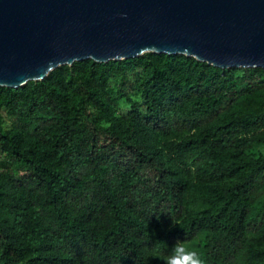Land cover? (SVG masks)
<instances>
[{
  "label": "trees",
  "instance_id": "16d2710c",
  "mask_svg": "<svg viewBox=\"0 0 264 264\" xmlns=\"http://www.w3.org/2000/svg\"><path fill=\"white\" fill-rule=\"evenodd\" d=\"M261 127L263 68L182 54L0 86V264H168L197 237L205 264H264Z\"/></svg>",
  "mask_w": 264,
  "mask_h": 264
},
{
  "label": "water",
  "instance_id": "95a60500",
  "mask_svg": "<svg viewBox=\"0 0 264 264\" xmlns=\"http://www.w3.org/2000/svg\"><path fill=\"white\" fill-rule=\"evenodd\" d=\"M143 52L264 69V0H0V86Z\"/></svg>",
  "mask_w": 264,
  "mask_h": 264
},
{
  "label": "rangeland",
  "instance_id": "374dc122",
  "mask_svg": "<svg viewBox=\"0 0 264 264\" xmlns=\"http://www.w3.org/2000/svg\"><path fill=\"white\" fill-rule=\"evenodd\" d=\"M128 59H131V58L118 59V60H107L106 62H108V61L115 62V61H119V60H128ZM84 60H88V59H84ZM79 61H82V60H79ZM125 64H127V63H123V66ZM237 68H243V67H237ZM120 69L121 68H119V67L113 66L112 69L110 70L111 76H110V83L109 84L113 89H115L118 86V78H119V74L121 72ZM136 98H137L136 94H130L127 97H125V96H120V92L117 91L115 93V95H113V99L111 101V104L114 108V110H113L114 115L119 116L122 112H124L126 109H128L129 102L132 100H135ZM243 108H244V104L240 103L237 105L236 109L240 112ZM245 135L247 137H250L253 140L257 141L256 144H254V150L255 151L264 152V127H261L258 130L254 131V132H250V133L245 134ZM263 197H264V193L261 195V198H263ZM199 244H200V237L199 238L197 237L192 242L182 244V246L184 248H187V249H195L196 251H198Z\"/></svg>",
  "mask_w": 264,
  "mask_h": 264
},
{
  "label": "clouds",
  "instance_id": "9594fccd",
  "mask_svg": "<svg viewBox=\"0 0 264 264\" xmlns=\"http://www.w3.org/2000/svg\"><path fill=\"white\" fill-rule=\"evenodd\" d=\"M183 242H177L172 246L168 264H205L204 258L195 249H187L182 246Z\"/></svg>",
  "mask_w": 264,
  "mask_h": 264
},
{
  "label": "bare ground",
  "instance_id": "6f19581e",
  "mask_svg": "<svg viewBox=\"0 0 264 264\" xmlns=\"http://www.w3.org/2000/svg\"><path fill=\"white\" fill-rule=\"evenodd\" d=\"M140 53H141V52H140ZM87 55H89V54H87ZM89 56H90V55H89ZM109 57L112 58V56H109ZM121 57H122V56H120L119 58H121ZM110 58H109V59H110ZM60 63H61L60 61H56V62H55L56 65H59Z\"/></svg>",
  "mask_w": 264,
  "mask_h": 264
}]
</instances>
